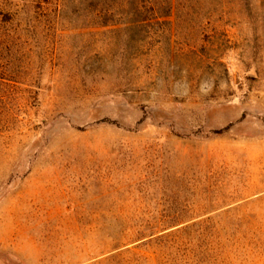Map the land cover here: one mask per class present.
<instances>
[{"label": "rangeland", "instance_id": "rangeland-1", "mask_svg": "<svg viewBox=\"0 0 264 264\" xmlns=\"http://www.w3.org/2000/svg\"><path fill=\"white\" fill-rule=\"evenodd\" d=\"M202 1L3 24L0 264H264V0Z\"/></svg>", "mask_w": 264, "mask_h": 264}, {"label": "trees", "instance_id": "trees-1", "mask_svg": "<svg viewBox=\"0 0 264 264\" xmlns=\"http://www.w3.org/2000/svg\"><path fill=\"white\" fill-rule=\"evenodd\" d=\"M14 1L13 5L8 1L0 0V64L5 62L6 57H10L9 54L15 53L13 58L18 55L15 48L5 45L7 37L4 32H1L3 24L22 21L25 14H30L24 11H31L29 9L32 7L53 13L54 22L60 21L70 13L71 18L68 22L75 29L102 30L109 27L150 28L155 24L168 26L171 24L169 18L175 10L206 6L202 0H21L26 8L22 10L20 0ZM6 7L10 9L6 11L4 9ZM4 14H8L9 19H1ZM1 66L0 70L3 69ZM14 84H24L23 78L0 73V85ZM183 224L186 223H173L171 227L176 228ZM150 237H154V234Z\"/></svg>", "mask_w": 264, "mask_h": 264}]
</instances>
